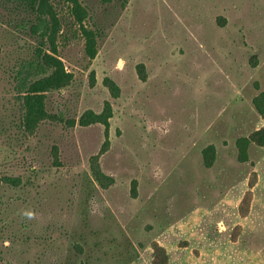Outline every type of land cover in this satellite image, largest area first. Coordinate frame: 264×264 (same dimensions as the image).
<instances>
[{
    "label": "rangeland",
    "instance_id": "374dc122",
    "mask_svg": "<svg viewBox=\"0 0 264 264\" xmlns=\"http://www.w3.org/2000/svg\"><path fill=\"white\" fill-rule=\"evenodd\" d=\"M49 8L0 0V264H264V0ZM38 50L71 83L31 133Z\"/></svg>",
    "mask_w": 264,
    "mask_h": 264
},
{
    "label": "trees",
    "instance_id": "16d2710c",
    "mask_svg": "<svg viewBox=\"0 0 264 264\" xmlns=\"http://www.w3.org/2000/svg\"><path fill=\"white\" fill-rule=\"evenodd\" d=\"M19 3L25 5L37 11L39 16L50 15L52 13L49 8L50 0H17ZM78 13V12H77ZM26 28L25 26H23ZM35 33L34 27L31 28ZM87 52L91 58L96 56L94 34L92 31L87 30ZM28 75L26 79L31 81L28 89L25 101L27 113L25 114L24 125L30 130L31 133L35 131L38 123L43 121L47 114L45 113L44 95L47 92L53 90H61L66 88L71 83V74L68 73L62 63V61L55 55L38 50L34 55V59L28 63ZM107 85L114 91L119 92L118 86L107 80ZM264 116V113L261 112ZM110 116H106L105 113L96 115L94 118L88 120L85 124L91 125L96 123L104 124L107 128L109 125ZM83 123V122H82ZM255 141L252 138H242L238 142L240 160L242 162L249 161L248 150L252 143ZM18 179L13 177L0 176V185L3 183H9L17 185Z\"/></svg>",
    "mask_w": 264,
    "mask_h": 264
},
{
    "label": "clouds",
    "instance_id": "9594fccd",
    "mask_svg": "<svg viewBox=\"0 0 264 264\" xmlns=\"http://www.w3.org/2000/svg\"><path fill=\"white\" fill-rule=\"evenodd\" d=\"M28 216L31 218L32 214L31 213H28Z\"/></svg>",
    "mask_w": 264,
    "mask_h": 264
}]
</instances>
